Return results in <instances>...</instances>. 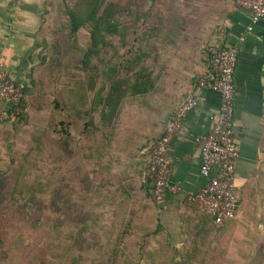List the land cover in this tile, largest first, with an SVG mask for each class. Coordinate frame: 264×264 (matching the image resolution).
I'll list each match as a JSON object with an SVG mask.
<instances>
[{
	"label": "crops",
	"instance_id": "0c3cea01",
	"mask_svg": "<svg viewBox=\"0 0 264 264\" xmlns=\"http://www.w3.org/2000/svg\"><path fill=\"white\" fill-rule=\"evenodd\" d=\"M147 1V32L143 39L138 37L136 50L146 54L150 88L122 106L113 155L114 173L124 178L119 186L124 191H117V197L135 196L137 205L120 214L125 218L132 211L130 223L127 218L116 219L113 225L107 223L108 228L123 225L134 235L123 240L124 245L132 246L124 264L233 261L236 239L251 245L252 239L264 236V23L240 44L248 12L238 9L232 0ZM41 17L39 0H0V66L26 86L33 82L34 70L41 62ZM143 32L137 30V36ZM234 46L238 60L233 130L239 148L235 184L240 208L233 221L216 225L202 221L197 208L186 203V197L205 184L194 137L211 130L210 116L220 106L217 93L196 88L195 82L211 74L213 58L221 48ZM188 96L197 100L183 120L189 134H177L168 148L172 160L169 182L178 184L180 191L167 193L155 203L144 179L146 150ZM0 117L9 118L4 104L0 105ZM106 207L108 214L110 207Z\"/></svg>",
	"mask_w": 264,
	"mask_h": 264
},
{
	"label": "rangeland",
	"instance_id": "374dc122",
	"mask_svg": "<svg viewBox=\"0 0 264 264\" xmlns=\"http://www.w3.org/2000/svg\"><path fill=\"white\" fill-rule=\"evenodd\" d=\"M76 1L78 0H67L72 8ZM39 2L42 7L40 41H45V43L46 40L54 43L65 42L68 34L66 0H39ZM118 3L122 7V13L114 16L118 29L123 31L125 36H128L130 30L145 31L148 1L119 0ZM91 42L89 32L85 28H80L77 37L69 42L67 49L62 51L61 62L54 61L56 66L51 68L52 66L50 67L49 62L46 60L43 65L37 67L34 73L38 89H34V93L30 95V97H35V100L33 104L25 109L24 119L0 126V183L10 180L9 172L13 168L14 163H16L12 159H19L23 154L31 152L33 155L30 157L36 162V165L34 169L32 168V174L29 178L41 179L44 188V192L38 198L41 209H32L24 216V219L19 216L23 220L21 223L23 232L29 237L32 233H36L40 235L38 238L42 241L40 242L41 244L29 242L26 246L21 247L16 253V256L21 260L19 264H48L47 260L51 257L52 252L54 251V255H57L58 246L56 247L55 243L60 245L59 248L65 247L64 249L76 243V249H71L73 252H71V256L74 257V255L81 254L80 264H104L111 259L109 258L111 254L116 258L112 264H124V257L126 258L132 253V246L124 244L126 237L130 238L134 235L130 231L123 229V225L121 227L119 225L116 229H110L107 223L109 222L113 225L116 219L122 221L125 218L130 223V217H133L131 215L132 211L126 214L125 218L120 214L123 211L127 213L131 210L130 205L133 207L137 205L135 196L117 197L114 189L116 188L120 192L119 186L112 188L111 191L99 187L98 192L94 191V189L82 192L80 189L81 191L79 192L75 191V196H71L70 191L65 190L70 195L67 196L69 201L74 204L77 202L81 206L79 209L68 210L69 213L67 215H64L66 212L64 208L62 212L54 213L50 200L54 189L57 191L60 188L61 192L64 193L63 189L66 188V183L64 184V179H66L65 168L69 164L70 158H72L66 154L61 157L58 154L60 158H57L58 151L56 153L55 150L58 148L56 144L61 138L60 133L61 131L63 132V129H68L71 135L74 154H80L75 161H81L78 159H82L83 156L84 158L87 157V163L84 168H86V171L92 172V178L95 176L93 172L96 170L95 161H97L98 156L95 154L94 149L86 148L89 142L86 134L83 133L84 125L80 124L74 127L70 124V117L66 109H62L59 106L61 101L57 99V97H60L58 93L60 92L61 94L63 92L61 96L65 100L66 93L64 89L68 81L70 79H78V76H76L77 66H79L83 52L90 46ZM119 44L120 42L116 40L115 45ZM47 52L42 47L39 55L40 59L46 54L48 56L49 53ZM111 55L107 54V62L111 61ZM86 74L88 75V73ZM12 133L16 134V136L12 137ZM78 149L80 150L78 151ZM110 164L113 167L114 158H112ZM79 168L82 167L79 166ZM79 177L82 178L81 172L77 178ZM10 185H12L11 182ZM78 187L82 188L83 186L80 185ZM131 188H134L133 185ZM101 190L107 191V193H102H105V196H102ZM16 198L20 203L25 200L19 195ZM106 206L110 207V213L108 214L105 213ZM7 208L8 206L5 205V212H7ZM15 208L16 206H14ZM87 220L90 226L86 230L84 226H86ZM119 221L118 223H120ZM14 230L15 232L18 231V229ZM24 239L27 241L25 236ZM252 242L251 245H242L236 239L233 261H206L194 264H264V236L259 239L254 238ZM221 250L222 247L220 246V252ZM59 251L62 250L60 249ZM0 264H7V261L0 260Z\"/></svg>",
	"mask_w": 264,
	"mask_h": 264
},
{
	"label": "trees",
	"instance_id": "16d2710c",
	"mask_svg": "<svg viewBox=\"0 0 264 264\" xmlns=\"http://www.w3.org/2000/svg\"><path fill=\"white\" fill-rule=\"evenodd\" d=\"M118 2L119 0H78L72 8L66 0L68 34L65 42L54 43L46 40L45 43V41H42V47L48 51L49 55L46 54L41 57L39 66L47 60L49 66H52L51 68L56 66L54 61L61 62L62 51L67 49L69 42L77 37L80 28H85L89 32L92 41L90 46L83 52L79 66H77L76 76H78V79L68 81L64 89L66 93L65 100L61 96L63 92L58 93L60 97H57V99L61 101L59 106L66 109L70 117V124L74 127L80 124L84 125L83 133L86 134L89 142L86 148L94 149L95 154L98 156L97 161H95L96 170L93 172L95 176L92 178V172H88L84 168L87 157L84 158L83 156L82 159H78L81 161H75L80 154H74L71 135L68 129H63V132L60 133L61 141H57L56 144L58 148L55 150L56 153L58 151L57 158L65 154L72 158H70L71 160L65 168L66 179H64V184L66 183V188L63 189L64 193L61 192L60 188L57 191L54 189V193L50 198L54 213L62 212L64 208L66 209L64 215H67L73 208H81L77 202L74 204L69 201L67 196L70 195L65 190L70 191L71 196H75V191L82 190V192H86L94 189L98 192L99 187L111 191L112 188L122 184L123 175L115 174L114 167L110 164L112 158H114L113 155H115L114 149L116 148L118 136L116 121L122 106L129 103L135 96L146 94L150 86L147 82L148 75L145 68L146 54L143 51L142 53L140 50H136L138 37L139 40L143 39L142 37L147 31L145 30L140 36H137L138 29L136 28L137 30H130L128 36H125V33L118 29L119 27L114 19L116 14L122 13V7ZM116 40L120 42L119 45H115ZM107 54H112L110 62L106 61ZM83 74L86 75L85 79ZM33 78L34 81L30 86L25 85L23 98L19 104L22 110L34 103L35 97H30V95L34 93V89H38L35 73H33ZM13 113L14 118H11L12 120L10 117L6 119L0 117V123H14L25 117V112ZM11 135L12 137L16 136L13 133ZM58 154L60 157H58ZM32 155L33 153L30 152L23 154L22 157L16 159L17 161L12 159L16 163L9 172L10 180L0 183V260L7 261V264L20 263L21 260L16 256V253L21 247L26 246L29 242H37L38 244L42 242L38 238L40 235L36 233H32L30 237L25 234L21 225L23 222L21 217L24 219V216L32 209H41L38 198L44 192L41 179L29 178L32 174V168L34 169L36 165V162L30 157ZM79 166L82 168H79ZM80 172L82 178H77ZM10 182L12 185H10ZM80 185L83 187L79 188ZM115 189L114 191L117 192V189ZM17 195L23 200L25 199L23 203L17 200ZM5 205L8 206L7 212L4 211ZM14 206H16L15 209ZM203 220L215 224L213 219L208 216L202 215ZM88 226H90V223L87 220L84 229L87 230ZM14 229H18V231L15 232ZM75 244L73 243L72 246L64 249L63 245L64 248H59L60 245L55 243L56 247L58 246L57 255H54L53 251L51 257L47 260L48 264H80L81 254L71 256V249L77 247V244ZM60 249L62 251H59ZM109 258L111 259L104 264H112L116 260L112 254Z\"/></svg>",
	"mask_w": 264,
	"mask_h": 264
},
{
	"label": "built area",
	"instance_id": "2783aa9c",
	"mask_svg": "<svg viewBox=\"0 0 264 264\" xmlns=\"http://www.w3.org/2000/svg\"><path fill=\"white\" fill-rule=\"evenodd\" d=\"M238 9L248 12V24L239 36V43L247 34L264 23V0H232ZM238 60V48H221L212 61L209 76L198 79L195 87L208 89L220 97L217 113L210 116L211 130L205 135L194 137L200 150V175L205 180L203 187L186 197V203L197 208L200 214L213 219L216 225H224L236 218L240 208L235 173L239 148L234 139V101L236 87L234 74ZM25 84L15 81L10 73L0 66V105L6 106L10 119L14 113L25 112L19 107ZM197 106L194 96H188L178 106L163 127L161 135L146 150L147 165L145 182L151 186L150 197L159 203L167 193L180 191L178 184L169 182L172 160L168 148L172 139L180 133L189 134L183 120L186 114ZM11 119V120H12Z\"/></svg>",
	"mask_w": 264,
	"mask_h": 264
}]
</instances>
